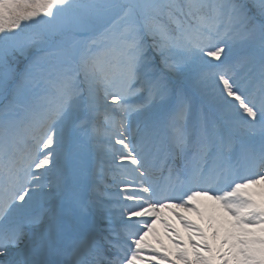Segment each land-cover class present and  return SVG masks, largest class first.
I'll return each mask as SVG.
<instances>
[{
  "label": "snow or ice",
  "instance_id": "snow-or-ice-1",
  "mask_svg": "<svg viewBox=\"0 0 264 264\" xmlns=\"http://www.w3.org/2000/svg\"><path fill=\"white\" fill-rule=\"evenodd\" d=\"M175 208L264 264V0H0V264H174Z\"/></svg>",
  "mask_w": 264,
  "mask_h": 264
},
{
  "label": "bare ground",
  "instance_id": "bare-ground-1",
  "mask_svg": "<svg viewBox=\"0 0 264 264\" xmlns=\"http://www.w3.org/2000/svg\"><path fill=\"white\" fill-rule=\"evenodd\" d=\"M201 203H204V205H208L211 204V201H208L206 198H201L200 199ZM185 211H187L184 208ZM192 212V211H189ZM174 213H179L182 216H184L186 219L193 221L195 223V220L200 223V224H204V222H207L206 220V215L207 213H205L204 216L198 215L196 212H194L193 214L196 215V219H190L189 215H185L181 212V210H176V209H165L164 211H162V219L161 220H157L155 223V231L154 232H150L149 235L146 237V240L148 241V243L154 245L155 243H157L159 246H164L165 248L170 251L171 253L174 254V256H176V252L179 250V247L177 246V244L175 243V241L177 239H179L182 243V247H186V244L190 243L188 242V237L189 235L187 233H181L179 228H183L185 230H187L188 232H190L191 230L187 229L180 221V219L174 215ZM164 221H167V223L169 225H171L170 229H166L165 228V224ZM179 226V228L177 227ZM168 231V232H167ZM162 233V234H161ZM194 235V234H193ZM176 236V240L173 241L172 237ZM156 244V245H157ZM180 245V244H179ZM189 251V254L192 252V247H188L187 248ZM147 258L149 259H153L155 261V264H159L155 259L154 256L152 255L151 252H146L144 254ZM191 256V254H190ZM174 264H183V262L178 263L176 262L174 259H171Z\"/></svg>",
  "mask_w": 264,
  "mask_h": 264
},
{
  "label": "rangeland",
  "instance_id": "rangeland-1",
  "mask_svg": "<svg viewBox=\"0 0 264 264\" xmlns=\"http://www.w3.org/2000/svg\"><path fill=\"white\" fill-rule=\"evenodd\" d=\"M201 199V198H200ZM201 203V202H200ZM201 206L203 207V206H205L204 205V203H201ZM176 210H181V212L183 213V214H185V215H189L190 216V219H196V215H194L193 213V211L192 212H189V211H185L184 210V208H175ZM165 209H163L162 211H164ZM195 223L196 224H198V225H200L202 228H204L205 229V231L206 232H208L209 234H210V231H211V229H209L208 228V226H207V222H204V224L202 225V224H200V223H198L196 220H195ZM178 228H179V226H177ZM180 229V232L181 233H187L188 235H189V232L187 231V230H185V229H183V228H179ZM168 232V231H167ZM162 234V233H161ZM192 239L193 240H199L200 238L198 237V236H195V235H193L192 236ZM172 240L173 241H175L176 240V236H174V237H172ZM176 243V242H175ZM157 243H155L154 245H153V247L154 248H156V249H159L163 254H166V255H168V257H171L172 256V253H170V252H166V248H165V245L164 246H159L158 244L156 245ZM177 244V243H176ZM187 245V248L188 247H192V245L190 244H186ZM177 246L179 247V249L182 247V244H180V245H178L177 244ZM201 251H203L202 249H200ZM192 253V252H191ZM190 253V254H191ZM154 258H156V259H158V257H154ZM174 260H177V262L178 263H181V262H183V261H181L179 258H174Z\"/></svg>",
  "mask_w": 264,
  "mask_h": 264
}]
</instances>
